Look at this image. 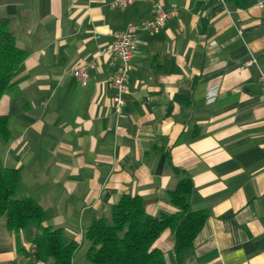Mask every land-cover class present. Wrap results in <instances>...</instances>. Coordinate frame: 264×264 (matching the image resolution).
<instances>
[{"label": "crops", "instance_id": "0c3cea01", "mask_svg": "<svg viewBox=\"0 0 264 264\" xmlns=\"http://www.w3.org/2000/svg\"><path fill=\"white\" fill-rule=\"evenodd\" d=\"M108 1L0 0L27 52L21 79L0 97L9 129L0 160L20 174L16 196L34 199L43 223L80 246L124 194L141 196L155 218L173 213L168 192L185 175L191 209L206 213L185 264H264V0H158L178 14L157 31L137 29L120 112L100 50L152 4ZM250 56L256 64H245ZM93 59L81 85L69 69ZM4 236L0 264L13 263L17 236L30 245L22 232ZM173 244L170 228L153 243L165 264H177Z\"/></svg>", "mask_w": 264, "mask_h": 264}, {"label": "trees", "instance_id": "16d2710c", "mask_svg": "<svg viewBox=\"0 0 264 264\" xmlns=\"http://www.w3.org/2000/svg\"><path fill=\"white\" fill-rule=\"evenodd\" d=\"M246 5L247 0H235ZM27 52L15 44L8 17L0 16V97L4 91L21 79ZM7 115H0V138L7 140ZM176 172H181L174 168ZM20 174L16 168L3 166L0 160V217H5L8 231L22 232L17 236L19 259L13 264H71L79 244L67 238L59 227L45 225L44 209L31 197L18 198L16 187ZM193 184L183 175L168 192L169 201L176 207L171 214L153 217L145 209L139 195H122L114 203L109 218L94 219L86 228L88 240L86 256L89 264H165L162 250L153 245L164 228L174 234L173 251L177 264L193 254L194 238L206 219L202 210H192L190 196Z\"/></svg>", "mask_w": 264, "mask_h": 264}, {"label": "built area", "instance_id": "2783aa9c", "mask_svg": "<svg viewBox=\"0 0 264 264\" xmlns=\"http://www.w3.org/2000/svg\"><path fill=\"white\" fill-rule=\"evenodd\" d=\"M137 0H109L107 3L112 8L125 7ZM152 4L151 14L149 17L143 19L139 23L129 22L122 29H117L113 32L111 43L102 48L100 52L106 53L108 56V64L112 68V86L114 94L112 100L116 112H120L125 103L124 93L127 88V77L129 61L136 49L137 29H146L150 31H157L163 23L171 17L178 14V5L175 2L168 6L162 5L158 0H141ZM257 59L250 56L245 62L246 65L256 64ZM95 66V60H87L82 63L73 65L69 69L81 85L87 83L89 77V70ZM260 87L262 96H264V73L259 75Z\"/></svg>", "mask_w": 264, "mask_h": 264}, {"label": "rangeland", "instance_id": "374dc122", "mask_svg": "<svg viewBox=\"0 0 264 264\" xmlns=\"http://www.w3.org/2000/svg\"><path fill=\"white\" fill-rule=\"evenodd\" d=\"M7 232L8 230L5 224V217L1 216L0 217V240L5 237L4 235ZM87 242L88 240L84 238L82 245H80L78 249L76 250V253H75L76 264H89L87 260V256H86V250L88 248V247L86 248ZM8 264H13V263L9 262Z\"/></svg>", "mask_w": 264, "mask_h": 264}]
</instances>
